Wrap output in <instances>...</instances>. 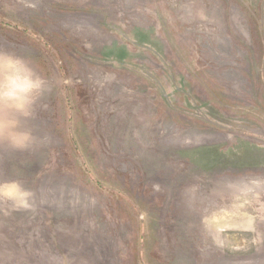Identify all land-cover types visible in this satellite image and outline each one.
I'll use <instances>...</instances> for the list:
<instances>
[{"label": "rangeland", "instance_id": "rangeland-1", "mask_svg": "<svg viewBox=\"0 0 264 264\" xmlns=\"http://www.w3.org/2000/svg\"><path fill=\"white\" fill-rule=\"evenodd\" d=\"M49 91L0 143V264H264V0H0Z\"/></svg>", "mask_w": 264, "mask_h": 264}, {"label": "clouds", "instance_id": "clouds-1", "mask_svg": "<svg viewBox=\"0 0 264 264\" xmlns=\"http://www.w3.org/2000/svg\"><path fill=\"white\" fill-rule=\"evenodd\" d=\"M49 91L47 81L33 68L24 55L0 49V143L13 150H26L36 137L27 122L47 107L42 102ZM28 193L18 182L0 184V199L16 203Z\"/></svg>", "mask_w": 264, "mask_h": 264}]
</instances>
